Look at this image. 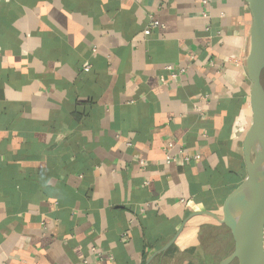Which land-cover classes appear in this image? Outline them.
I'll return each mask as SVG.
<instances>
[{
    "label": "crops",
    "instance_id": "crops-1",
    "mask_svg": "<svg viewBox=\"0 0 264 264\" xmlns=\"http://www.w3.org/2000/svg\"><path fill=\"white\" fill-rule=\"evenodd\" d=\"M251 26L246 0H0V264H187L247 175Z\"/></svg>",
    "mask_w": 264,
    "mask_h": 264
},
{
    "label": "water",
    "instance_id": "water-1",
    "mask_svg": "<svg viewBox=\"0 0 264 264\" xmlns=\"http://www.w3.org/2000/svg\"><path fill=\"white\" fill-rule=\"evenodd\" d=\"M252 13L251 49L247 58L252 82V124L244 139L247 175L227 196L223 214L204 211L226 225L234 248L219 264H264V0H246ZM175 237L165 246L172 245Z\"/></svg>",
    "mask_w": 264,
    "mask_h": 264
},
{
    "label": "trees",
    "instance_id": "trees-1",
    "mask_svg": "<svg viewBox=\"0 0 264 264\" xmlns=\"http://www.w3.org/2000/svg\"><path fill=\"white\" fill-rule=\"evenodd\" d=\"M230 236L231 233L224 224L206 223L202 225L199 233L200 248H193L185 253L187 264H219L230 253L226 250L229 248Z\"/></svg>",
    "mask_w": 264,
    "mask_h": 264
},
{
    "label": "built area",
    "instance_id": "built-area-1",
    "mask_svg": "<svg viewBox=\"0 0 264 264\" xmlns=\"http://www.w3.org/2000/svg\"><path fill=\"white\" fill-rule=\"evenodd\" d=\"M208 1L209 0H203L204 3H207ZM159 25H160V22L157 21V20L156 21H153L151 23V26L152 27H157ZM89 67L90 66L87 65L85 67V70H88ZM166 69L171 72L170 73V78H172V79H175V78H177L178 75L186 72V69L183 68V67L178 68V69H174L173 66H171V65H167L166 66ZM161 81L163 83H167L168 82V79L166 77H164V76H161ZM169 148H171V146H169L167 148L166 160H168V161L175 160L180 165H186L187 163L191 162L192 160L200 159L201 158V155L200 154L187 151L184 148H181L178 153L173 154ZM140 163L144 165L146 162L143 159H141L140 160ZM146 183H147V181H146Z\"/></svg>",
    "mask_w": 264,
    "mask_h": 264
},
{
    "label": "rangeland",
    "instance_id": "rangeland-1",
    "mask_svg": "<svg viewBox=\"0 0 264 264\" xmlns=\"http://www.w3.org/2000/svg\"><path fill=\"white\" fill-rule=\"evenodd\" d=\"M263 84H264V74H263ZM204 217H207V216H204ZM212 219V218H211ZM203 221H205V220H207V218H203L202 219ZM215 221V220H214ZM212 222H213V220H212ZM211 222V223H212ZM226 248V247H225ZM225 248H224V250H225ZM233 248H234V242H233V240H232V238H231V236L229 237V248H227L226 250H228L230 253L232 252V250H233ZM223 249V248H222ZM217 262V261H216ZM215 263V262H214ZM220 263V262H219ZM232 264H238V260L236 259Z\"/></svg>",
    "mask_w": 264,
    "mask_h": 264
}]
</instances>
